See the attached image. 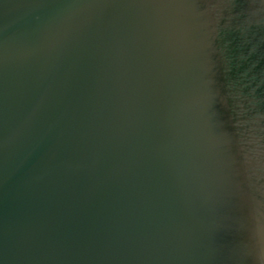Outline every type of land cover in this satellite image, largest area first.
<instances>
[{
	"label": "water",
	"instance_id": "obj_1",
	"mask_svg": "<svg viewBox=\"0 0 264 264\" xmlns=\"http://www.w3.org/2000/svg\"><path fill=\"white\" fill-rule=\"evenodd\" d=\"M0 264H264V0H0Z\"/></svg>",
	"mask_w": 264,
	"mask_h": 264
}]
</instances>
